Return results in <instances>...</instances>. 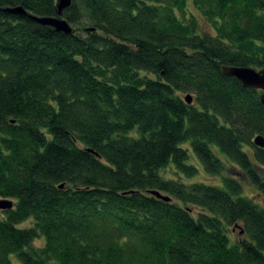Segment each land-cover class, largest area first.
<instances>
[{"label": "trees", "instance_id": "obj_1", "mask_svg": "<svg viewBox=\"0 0 264 264\" xmlns=\"http://www.w3.org/2000/svg\"><path fill=\"white\" fill-rule=\"evenodd\" d=\"M55 6L0 0V264H264V109L222 72L264 69V0L5 11Z\"/></svg>", "mask_w": 264, "mask_h": 264}, {"label": "water", "instance_id": "obj_2", "mask_svg": "<svg viewBox=\"0 0 264 264\" xmlns=\"http://www.w3.org/2000/svg\"><path fill=\"white\" fill-rule=\"evenodd\" d=\"M56 15L53 17H35L27 15V13L22 8H12L6 9L7 13L20 15L26 17L27 19L37 23L38 25L52 28L58 33L65 35H71L73 33L72 28L68 22L63 19L61 16L65 10L69 8L72 4V0H56ZM223 74L226 77H231L240 82L242 87L245 89H252L260 92L259 102L264 109V69L255 70L247 67H225L222 70ZM191 97L187 95L185 97V102L191 104ZM253 144L260 149H264V139L261 136H257L253 140ZM151 195L162 199L164 202H169V198L161 196L158 192H151ZM13 208V203L9 200H0V211L11 210ZM237 229L238 227L235 226ZM243 231L240 230L239 234H242Z\"/></svg>", "mask_w": 264, "mask_h": 264}, {"label": "rangeland", "instance_id": "obj_3", "mask_svg": "<svg viewBox=\"0 0 264 264\" xmlns=\"http://www.w3.org/2000/svg\"><path fill=\"white\" fill-rule=\"evenodd\" d=\"M187 7H188L187 8L188 9L187 10L188 14H193L196 17H198V13L194 10V8L190 4H188ZM199 21H200V26H201L202 31L212 33V31H210L211 30L210 27H208L205 22L201 21L200 19H199ZM186 146L188 147V144ZM189 163L199 166L198 167V169H199L198 177L194 178V180H190L189 182L201 181V180L204 181V182H207V183H217L218 182V180H216L215 178H212L211 176H209V175L204 173L203 169L197 163V161H196V159H195V157L193 155H191ZM227 173L228 172H225L224 176L228 175ZM161 175L165 179L168 178L169 176L172 177L173 176V170L171 168H169L167 170V174L162 172ZM263 180H264V174H263ZM241 182H242V185H243L242 187L244 189V194L246 195V197H250L251 199H253L258 204H262L261 203V198H260V196H258L259 194L250 185V183L247 180H245V179H243V180L241 179ZM29 226H30V221L27 220V222L18 225L17 229H25V228L28 229ZM228 229H229V237L231 238L230 240L239 241L240 238H242V237L239 236V230H233V228H228ZM35 245L36 246H41L42 243L41 242H36ZM9 259H10L9 261L11 262V264H20V262L18 261L16 255H14V254L10 255Z\"/></svg>", "mask_w": 264, "mask_h": 264}]
</instances>
